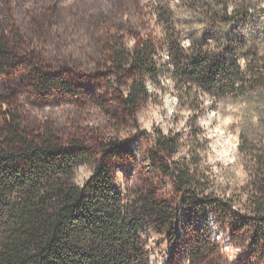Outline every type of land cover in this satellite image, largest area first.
Here are the masks:
<instances>
[{
    "label": "rangeland",
    "instance_id": "rangeland-1",
    "mask_svg": "<svg viewBox=\"0 0 264 264\" xmlns=\"http://www.w3.org/2000/svg\"><path fill=\"white\" fill-rule=\"evenodd\" d=\"M254 1L248 18L240 10L209 22L204 13L199 20L192 18L186 3L172 0L177 25L184 29V44L193 41L189 28L196 32L210 27L206 39L220 51V26L236 51L245 55L243 66L248 58L264 62V0ZM238 2L234 0L231 8ZM158 5V0H0V35L12 39L19 34L22 39L15 45L18 57L0 68V115L21 110L36 125H54L65 139L126 142L127 150L114 163L117 185L157 192L180 210L175 238L155 228L145 235L150 264H192L195 243L205 239L217 252L198 264H264V244L241 226L242 218L252 215L247 202L255 156L264 152V89L226 97L204 94L195 103L201 109L196 120L180 105L171 78L162 74L147 82L150 96L135 115L120 103L124 88L110 40L121 37L134 49L143 39L153 38L159 48L157 59L165 64L169 57L163 44L164 24L155 13ZM200 6L206 10L207 0ZM42 74L61 81L60 85L40 86ZM159 132L183 136L175 159L200 155V169L213 194L210 202L230 199L228 211L213 204L195 207L156 170L149 151ZM89 174L84 170L85 177Z\"/></svg>",
    "mask_w": 264,
    "mask_h": 264
},
{
    "label": "trees",
    "instance_id": "trees-1",
    "mask_svg": "<svg viewBox=\"0 0 264 264\" xmlns=\"http://www.w3.org/2000/svg\"><path fill=\"white\" fill-rule=\"evenodd\" d=\"M158 1L155 13L164 24L163 44L169 57L165 64L157 59L159 48L153 38L143 39L134 49L121 37L110 40L124 88L120 103L127 112L137 113L140 103L150 96L147 82L157 81L162 74L171 78L180 105L194 113L196 120L201 109L195 103L204 94L226 97L264 89L261 59L248 58L243 66L245 55L236 51L234 41L220 26V51L206 39L210 27L196 32L189 28L193 41L185 45L172 0ZM182 1L195 15L192 18L199 20L204 13L209 22L240 10L248 18L255 3L238 0L231 8L234 0H207L205 10L200 6L204 0ZM21 42L19 34L12 39L0 35V68L18 57L15 45ZM60 83L41 75L40 86L46 89ZM183 140L181 134L159 132L149 160L195 207L213 204L228 211L230 199L210 202V180L200 169L199 154L175 159ZM126 150V142L117 139L100 138L94 143L65 139L54 125H36L21 110L0 115V264H150L145 235L155 228L175 238L180 210L157 192L117 185L114 163ZM252 168L247 202L252 215L243 217L241 226L256 233L264 244V152L255 156ZM84 170L90 173L86 177ZM216 252L212 242L199 240L191 263L198 264Z\"/></svg>",
    "mask_w": 264,
    "mask_h": 264
}]
</instances>
